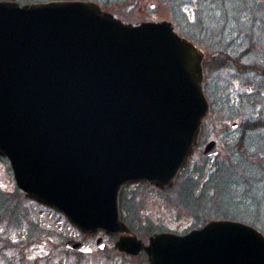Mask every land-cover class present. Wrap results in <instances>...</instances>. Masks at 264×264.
I'll list each match as a JSON object with an SVG mask.
<instances>
[{
    "label": "water",
    "instance_id": "1",
    "mask_svg": "<svg viewBox=\"0 0 264 264\" xmlns=\"http://www.w3.org/2000/svg\"><path fill=\"white\" fill-rule=\"evenodd\" d=\"M203 57L167 20L125 24L89 1H0V155L17 185L83 232H130L121 185L171 184L197 144ZM115 247L144 249L150 264H264V235L229 219Z\"/></svg>",
    "mask_w": 264,
    "mask_h": 264
},
{
    "label": "rangeland",
    "instance_id": "2",
    "mask_svg": "<svg viewBox=\"0 0 264 264\" xmlns=\"http://www.w3.org/2000/svg\"><path fill=\"white\" fill-rule=\"evenodd\" d=\"M43 1L47 0H37V2ZM93 1L99 3L104 10L111 12L114 16L134 24L150 20H168L182 36L189 38L206 55L210 54L209 56H212L214 50L210 52L211 48L203 47L200 40L196 42L189 36L195 35L201 40L209 37L217 38L213 39V42L223 44L225 42L221 39L223 34L231 33L236 28L239 29V26L234 24V19L238 17L236 14L240 11V6L236 5L237 0L236 4L232 3L231 6L228 3L224 5L225 0ZM22 2L32 3L34 0H22ZM232 6L235 9H231ZM183 30L190 31V33L183 32ZM224 55L226 56L224 71L223 69L210 71L211 75L215 74L214 84L215 82L220 83L215 93L212 86L210 89L213 96L211 98L217 108V115L213 117L212 110H210L204 119L206 126L202 134L205 133V138L201 135L200 139L204 142L188 163L187 177L190 181L196 182L195 189L192 188V182L188 180L183 183L182 188L178 186L175 190L164 192L158 191L149 184L133 183L124 188L125 201L122 203L126 223L134 233L143 236L145 240H148V236L153 232L159 230L174 231L177 227L179 230H184L188 225H192L194 212L191 203L202 211L208 207L228 211L238 215L234 217L236 220H245L243 222L264 230V188L258 182V178L264 176V160H260L261 152L251 146L252 143L258 141L257 138L262 139V135L260 130L254 131L251 128L248 131L249 137L254 140L244 144L245 138H240L243 136H240L243 115L249 114L250 111H245L246 114L241 115L242 110L234 107L233 100L240 90V85L233 81H230L229 85L225 82L230 76L228 73H233V68H239V65L232 66L231 55L228 53ZM256 57L255 55L253 60H242L241 62H252L256 60ZM235 60L237 59L232 61ZM228 99L229 103H226ZM259 124L262 126L264 120L260 119ZM210 140L216 142L218 153L215 156L205 157V161L202 158L204 157L202 156L203 145ZM246 140L248 141V136ZM215 162L220 164L217 172L214 168ZM224 163H229L225 164L228 171L241 174L233 173L228 178L229 181L224 182L225 175L222 173ZM233 165L236 167L233 168ZM200 171L202 174L198 175ZM210 175H213V180H218L222 189L221 192L219 190V195L215 199L209 197L212 194L211 180V186L206 189L204 197L209 202L204 204L201 202L202 199L191 197L187 191L192 188L191 191L195 195L198 194L204 181ZM241 178L242 183H235ZM16 190L9 163L0 156V264H148L145 258H136L112 249L113 235H105L102 230L90 235L83 234L68 222L61 212L35 201H29ZM219 199L222 201V207L217 206ZM194 221L197 222L195 219ZM100 235H103L104 239L102 248L96 245V239ZM72 239L88 243L91 250L82 252L67 247V242Z\"/></svg>",
    "mask_w": 264,
    "mask_h": 264
},
{
    "label": "trees",
    "instance_id": "3",
    "mask_svg": "<svg viewBox=\"0 0 264 264\" xmlns=\"http://www.w3.org/2000/svg\"><path fill=\"white\" fill-rule=\"evenodd\" d=\"M20 3H23L22 0H17ZM37 1V0H34ZM238 3L236 4V0H225L224 5L231 6L232 3L239 5L240 6V11L236 14V17L234 19V24L239 26V29H233L231 33H225L221 37L222 40H225L223 44L219 43H214L213 38L209 37L208 39L195 37V35L189 36L191 39L194 41H201V45L203 47H209L210 52L214 50V53L212 56H209L210 54H207L204 61H203V69H204V76H205V93L208 99L210 100L211 104V110H212V116L217 115V108L215 103L213 102L211 96V86L212 90H217L216 88L218 84L220 83L215 82V74L211 75L210 71L212 69L218 70V69H223L224 71V65L226 62V56L224 54L228 53L231 55V62L232 66L234 65H239V68H233L234 72L233 73H228L230 76L228 77V80L225 82L228 85L230 84V81H233L237 83V85H240V90L237 93V96L235 100H233L234 107H239L240 110H242L243 113L241 115L246 114L245 111H250L249 114L243 115V125L241 129V135H243L240 138H245L243 140V143H248L252 140H254L252 137H249V130L254 129V131H259L261 132L262 139L257 138L258 141L254 142L251 144L252 148L258 149L262 155L260 160H264V124L261 126L259 124L260 119L264 120V0H237ZM177 9V8H176ZM231 9H235L234 6L231 7ZM125 19V18H124ZM183 32H188L187 30H183ZM190 33V31L188 32ZM231 37V38H230ZM207 41V42H206ZM213 52V51H212ZM256 57L255 61L252 62H241L242 60H253L254 56ZM234 59H237L235 61H232ZM211 94V95H210ZM213 97V96H212ZM226 103H229V99L227 100ZM241 106H244L241 108ZM246 117V118H245ZM256 120V122H255ZM206 126V121L203 123V129L202 131L204 132ZM252 134V133H250ZM203 135V134H202ZM205 138V133L203 135ZM246 136H248V141L246 140ZM263 143L262 145H260ZM239 151V150H238ZM251 156H253L251 154ZM255 157H257L255 155ZM203 160L206 161L205 157H202ZM255 160V159H253ZM218 162V161H217ZM225 164L229 163H224L222 169V173L225 175V181H229L228 178H230L231 174H241L240 172H235V171H228V169L225 168ZM258 164V163H257ZM243 166V165H242ZM220 164H214L215 171H219ZM235 168L236 166H232ZM242 168V167H241ZM243 171V170H241ZM188 169H184L183 173H181L178 178H177V187L182 188L183 183L185 181H190L188 179ZM202 171L198 173V175H201ZM222 174V175H223ZM237 175V176H238ZM213 175H210L209 177L206 178L204 181L203 187L200 188L199 190V195L194 194L191 189L196 187V182H192V188H190L187 193L190 194L191 197L193 198H200L203 201L202 203L205 204V202H209L208 199H204L205 194H206V189H209L211 186V180H212V194L209 196L211 198H216V196L219 195V190L221 192L220 188V183L218 180L214 179L213 180ZM187 181V182H188ZM232 182V180H230ZM186 182V183H187ZM214 182V183H213ZM243 182L242 178L235 181V183ZM258 182L262 184V188H264V176L258 178ZM195 189V188H194ZM181 189H179L180 191ZM197 196V197H196ZM210 199V198H209ZM219 204H217L218 207H222V201L219 199ZM200 203V201H199ZM191 208L193 209L194 214H192V220L193 224L188 225L186 227L185 231L193 228V227H200L202 226L205 222H207L209 219H222V218H231V219H236L234 218L235 216L238 217V215L231 214L228 211H224L221 209H204V211L198 209L194 203H191ZM202 204V205H204ZM200 206V204H199ZM206 207V206H205ZM203 207V208H205ZM199 210V211H198ZM198 211V212H196ZM204 216V217H203ZM197 220L196 221H194ZM245 221V220H242ZM252 224V223H251ZM254 225V224H253ZM190 227V228H189ZM264 233V230H261Z\"/></svg>",
    "mask_w": 264,
    "mask_h": 264
}]
</instances>
